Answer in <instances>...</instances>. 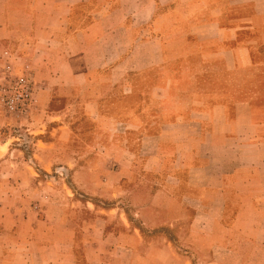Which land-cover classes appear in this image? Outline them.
<instances>
[{
    "label": "crops",
    "instance_id": "0c3cea01",
    "mask_svg": "<svg viewBox=\"0 0 264 264\" xmlns=\"http://www.w3.org/2000/svg\"><path fill=\"white\" fill-rule=\"evenodd\" d=\"M239 41L264 43V0H0V53L29 64L46 102L72 97L102 123L123 82L154 72L174 91L189 43ZM242 49L215 52L231 68ZM192 87L174 94L184 109L132 124L144 140L118 145L116 170L94 159L74 172L80 198L0 137V187H14L0 188V264H264V107L231 85ZM33 180L30 202L16 187Z\"/></svg>",
    "mask_w": 264,
    "mask_h": 264
},
{
    "label": "rangeland",
    "instance_id": "374dc122",
    "mask_svg": "<svg viewBox=\"0 0 264 264\" xmlns=\"http://www.w3.org/2000/svg\"><path fill=\"white\" fill-rule=\"evenodd\" d=\"M194 31L195 29L191 32ZM244 47L246 51H243ZM217 49H242L240 53L250 52L251 56L246 59L230 57V60L234 59L235 63L229 68L226 58L217 56L215 52ZM212 51L213 55H211ZM188 54L189 56L183 59L185 68L181 69L178 64L173 65L172 78L177 83L174 91L158 90L157 87L164 85L162 82L165 79L154 72L149 75L145 73L143 76H135L132 80L123 82L122 87L119 86L113 90L103 99L102 106H99L107 117L116 119L108 120L107 123L100 122L96 116L97 120H89L88 116L92 115L91 106L75 105L72 97L58 96L46 102L44 95L37 88L35 79V89L32 91L34 106L30 107L27 115H22L19 111H8L0 104V116L5 121L0 137L7 139L13 149L21 150L20 158L29 164L32 174L39 180L54 183L56 186L60 183L69 184L80 198L81 190L73 186L74 172L82 171L81 169L94 159L95 163L100 164L99 159H102V165L105 167L102 166L103 175H108L107 170H116L120 165L116 163L118 156L115 149H119L118 145L121 142L125 146L141 144L144 140L142 137L131 135V131L137 132L132 124L136 122L135 124L147 131L151 129L150 126L153 125L154 120H163L165 114L184 109L183 106H177L172 102L174 94L192 95V85L196 81L207 88H210L213 83L221 88L231 85L229 92L236 99L250 98L254 106L264 107V43L191 42ZM17 61L21 62L19 57L16 62H12L3 57V52L0 53V85L7 79L3 73L4 67L12 64L17 72L21 67ZM181 70L184 73H181ZM197 70L201 73H197ZM212 91L207 90L209 93ZM121 128H128L127 138L123 137ZM106 150H110V154ZM41 165H48V168L44 170ZM147 171L143 166L140 168L139 180L146 176ZM35 184L37 182L33 180L16 188L23 189L25 191L23 195L26 194L29 201L34 202L36 200L33 195L36 190ZM0 188L11 189L14 193V187L1 186ZM115 199L114 195L113 200H107V202L112 204ZM263 253L264 251L262 253L258 251L259 255Z\"/></svg>",
    "mask_w": 264,
    "mask_h": 264
},
{
    "label": "built area",
    "instance_id": "2783aa9c",
    "mask_svg": "<svg viewBox=\"0 0 264 264\" xmlns=\"http://www.w3.org/2000/svg\"><path fill=\"white\" fill-rule=\"evenodd\" d=\"M3 57L12 62L18 59L9 50L3 51ZM17 62L21 64L17 72L12 64L3 69L7 79L0 85V104L8 111H19L22 115H27L30 107L34 106L32 91L35 89V75L28 63Z\"/></svg>",
    "mask_w": 264,
    "mask_h": 264
}]
</instances>
